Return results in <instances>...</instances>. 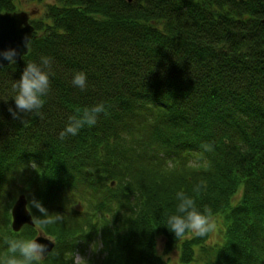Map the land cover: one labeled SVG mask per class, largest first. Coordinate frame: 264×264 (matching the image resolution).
I'll list each match as a JSON object with an SVG mask.
<instances>
[{
	"label": "trees",
	"instance_id": "1",
	"mask_svg": "<svg viewBox=\"0 0 264 264\" xmlns=\"http://www.w3.org/2000/svg\"><path fill=\"white\" fill-rule=\"evenodd\" d=\"M35 12L28 54L0 70V260L6 241L39 231L55 243L41 264H77L89 247L87 264H164L159 237L167 251L180 243L181 264H264V0H54ZM42 57V116L13 118V85ZM97 103L95 126L59 139ZM25 170L33 219L36 199L62 220L15 233L7 185ZM201 182L197 207L222 219L219 242L166 225L176 192Z\"/></svg>",
	"mask_w": 264,
	"mask_h": 264
},
{
	"label": "clouds",
	"instance_id": "2",
	"mask_svg": "<svg viewBox=\"0 0 264 264\" xmlns=\"http://www.w3.org/2000/svg\"><path fill=\"white\" fill-rule=\"evenodd\" d=\"M24 46L27 48V38ZM20 55L18 49L9 48L0 50V67L3 61L15 63L16 57ZM52 60L50 57H42L40 64L28 63L20 79L13 85L16 90L14 98L16 111L9 108L13 118H21V114L35 113L42 116L41 109L45 104V97L50 92L49 72ZM71 84L81 91L87 88V76L83 71L75 72L72 76ZM101 114H107L105 105L97 103L90 108H85L82 113L71 115L64 129L59 133V139L64 140L69 136H76L84 127H93ZM206 151H211L210 145H203ZM203 187V182L197 184L188 195L183 190L176 192L175 212L166 216V225L177 239L185 236L203 238L217 231L218 225L214 219L211 208L205 206L203 210L197 207L195 196H198ZM31 207L40 214L33 219V224L43 231L47 226L62 220L59 214L52 215L36 199L30 201ZM51 242L50 237H46ZM7 253L0 260V264H41L48 252V246L38 242V239H10ZM82 261L83 258L80 257Z\"/></svg>",
	"mask_w": 264,
	"mask_h": 264
},
{
	"label": "water",
	"instance_id": "3",
	"mask_svg": "<svg viewBox=\"0 0 264 264\" xmlns=\"http://www.w3.org/2000/svg\"><path fill=\"white\" fill-rule=\"evenodd\" d=\"M32 13L24 11L14 13H0V50L14 48L18 49L20 55L16 57V62L22 60L29 52V45L34 37L35 28L31 24ZM264 22V21H263ZM25 38H27L28 47L24 46ZM11 65L8 61H3V66L0 70ZM114 186V183L112 184ZM12 223L13 232H20L25 226L34 227L33 216L28 209V201L24 194L20 195L12 208ZM45 236H39V243L48 246L47 257L55 248V243L51 239L49 242Z\"/></svg>",
	"mask_w": 264,
	"mask_h": 264
},
{
	"label": "rangeland",
	"instance_id": "4",
	"mask_svg": "<svg viewBox=\"0 0 264 264\" xmlns=\"http://www.w3.org/2000/svg\"><path fill=\"white\" fill-rule=\"evenodd\" d=\"M54 0H47L46 2H44L43 4L39 5V4H32V3H28L26 0H18V12L20 11H24L27 13H32L35 12V10H37L38 12L40 10H43L44 5L48 4V3H53ZM37 14V13H36ZM27 172V170H25L24 172L20 173L21 176L15 175L14 178H12L10 180V183L7 185V190L10 192L9 196L10 197H14V201H13V206L15 205L16 200L18 199V197L21 194H24L27 198L28 201V207H29V200H28V196H27V192L25 191L27 189V186L25 185V173ZM24 189V190H23ZM75 206L77 208H81L82 206L80 204H78V202H76ZM13 208V207H12ZM29 209V208H28ZM31 209V208H30ZM30 211V210H29ZM12 212V209L10 211V214ZM11 220H12V215H11ZM219 223H217L218 228L217 231L215 233H212L211 236V243H215V242H219L221 237V225L220 222L222 221V219H218ZM30 227V226H27ZM35 227V226H34ZM26 228V226H25ZM39 236H45V234L41 233V232H37L36 237L34 239H36ZM181 242V241H180ZM180 243H178L176 245V247L174 249H172L171 251H167L166 249V241L164 238L159 237L157 240V252L159 255H161L164 258V264H181L180 263V252L178 249V245ZM100 249H98L99 251ZM95 253L94 247H89L87 249L84 248V250L78 251L75 254V262L77 264H87V260L88 258H91L92 255ZM81 258L84 259V261H82Z\"/></svg>",
	"mask_w": 264,
	"mask_h": 264
}]
</instances>
